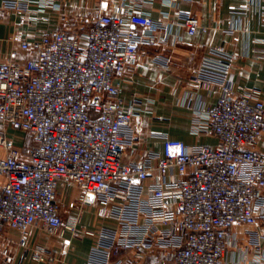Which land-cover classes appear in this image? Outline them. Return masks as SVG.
Returning <instances> with one entry per match:
<instances>
[{
	"label": "built area",
	"instance_id": "1",
	"mask_svg": "<svg viewBox=\"0 0 264 264\" xmlns=\"http://www.w3.org/2000/svg\"><path fill=\"white\" fill-rule=\"evenodd\" d=\"M154 1L120 0L111 9L101 0L86 29L24 33L20 47L29 58L0 63V237L17 231L24 260L58 259L31 243L40 229L64 245L67 231L93 238L84 264H145L147 254L169 251L175 255L166 264H228L240 239L234 227L246 225L254 230L245 256L264 264V90L231 77L233 55L212 47L191 76L198 88L218 92L215 103L200 109L193 97L185 101L192 131L216 143L188 145L162 134V154L138 141L133 121L142 108L122 99L125 76L144 49L208 30L182 0H162L169 9L153 17L146 4ZM4 7L37 22L50 19L47 9L61 10L62 0H5ZM159 58L169 63L164 52ZM8 129L30 132L37 146H17ZM130 150L143 154L133 159ZM75 186L77 198L66 204ZM91 207L116 227H80ZM119 249L137 254L115 259Z\"/></svg>",
	"mask_w": 264,
	"mask_h": 264
},
{
	"label": "crops",
	"instance_id": "2",
	"mask_svg": "<svg viewBox=\"0 0 264 264\" xmlns=\"http://www.w3.org/2000/svg\"><path fill=\"white\" fill-rule=\"evenodd\" d=\"M100 1L62 0L61 10L47 9L44 15L50 17L49 20L30 22L25 16L4 7L5 0H0V63L10 59L25 61L29 58L20 47L24 33L33 38L63 27L74 32L76 27H68V20L74 21V18L87 14L97 15ZM104 1L111 9H117L120 4V0ZM254 1V4L249 5V0H182V10L197 16L208 30H199L194 35L182 31V39L173 36L163 49H144L135 71L126 75L122 82V99L125 104L136 99L142 108L140 115L133 121L139 142H149L154 150L162 154L165 153V141L159 136L162 134H168L170 138L188 145L216 143L215 137L198 135L192 131L193 109L185 102L191 96L195 106L204 109L215 103L218 97V92L210 94L191 81V76L198 73L204 56L212 47L221 48L233 55L231 77L238 80L241 86L264 90V42L261 41L264 39V0ZM146 7L155 18L161 17L162 12L169 9L162 0L148 3ZM246 15L248 28L245 30L241 28V21ZM160 52L167 55L168 64L159 58ZM11 130H8V136L17 139L20 145L27 146L25 140ZM129 152L133 159H139L143 154L140 150ZM5 155V151L0 149V157ZM0 180L4 181L3 178ZM99 211L97 207L88 208L83 213L80 227H96L99 224L116 227L114 221L99 218L95 214ZM253 230L254 227L246 225L234 227L240 239L237 246L232 247L228 264H254L252 257L247 258L244 253L249 245V232ZM261 231L264 235V225ZM18 237L15 230L0 237V264H84L94 243L91 237H73L67 231L66 237L71 242L64 245L59 237L34 229L31 243L58 257L53 262L37 263L23 259L22 249L17 245ZM262 246L264 248V237ZM136 254L135 251L119 249L114 258L125 257L131 262ZM174 255L172 251L153 252L144 257V262L166 264L173 260Z\"/></svg>",
	"mask_w": 264,
	"mask_h": 264
},
{
	"label": "rangeland",
	"instance_id": "3",
	"mask_svg": "<svg viewBox=\"0 0 264 264\" xmlns=\"http://www.w3.org/2000/svg\"><path fill=\"white\" fill-rule=\"evenodd\" d=\"M95 16H96L95 14H87V15L81 16V17L78 16V18H74V21L68 20L67 26L68 27L75 26V27H79V28H82V29H86L89 26V24L91 23V21L95 18ZM64 29H66V28H64ZM11 132L16 134L18 137L22 138L23 140L27 139V137H28L27 136L28 133L26 134L25 131H20V130H15L14 131V129H13V131L11 130ZM7 133H8V131H7ZM7 136H8V134H7ZM9 138L12 139L17 146L22 147L25 150L30 149V146H32V144H33V139H32V137L30 135H29V139L30 140H25L26 145H27L25 147L20 145L18 143L17 139H15L13 137H9ZM74 189H75V191H74ZM78 191H79L78 187L75 186L72 190H69V192L65 193L66 195H64V196H66V200H65L66 204L75 202V200L77 198Z\"/></svg>",
	"mask_w": 264,
	"mask_h": 264
},
{
	"label": "trees",
	"instance_id": "4",
	"mask_svg": "<svg viewBox=\"0 0 264 264\" xmlns=\"http://www.w3.org/2000/svg\"><path fill=\"white\" fill-rule=\"evenodd\" d=\"M29 134L31 137H32V139H33V144H32V146L30 147V148H33V147H36L37 146V143H36V141H35V139H34V136L30 133V132H26V134ZM27 134V139H25V140H30L29 139V135Z\"/></svg>",
	"mask_w": 264,
	"mask_h": 264
}]
</instances>
